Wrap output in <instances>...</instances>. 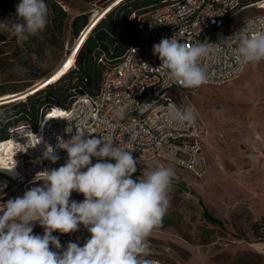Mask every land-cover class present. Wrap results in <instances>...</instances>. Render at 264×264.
Returning a JSON list of instances; mask_svg holds the SVG:
<instances>
[{
  "label": "clouds",
  "instance_id": "obj_1",
  "mask_svg": "<svg viewBox=\"0 0 264 264\" xmlns=\"http://www.w3.org/2000/svg\"><path fill=\"white\" fill-rule=\"evenodd\" d=\"M49 15L46 0H19L17 20H0V31L10 32L23 48L30 38L45 31ZM224 42L234 45L232 56L240 67L264 61V16L250 20ZM213 46L219 51L220 44L188 46L173 36L162 38L153 45V54L161 61L164 82L188 89L201 87L207 75L200 61ZM32 58L38 59L35 54ZM152 103H144L145 109ZM117 115L123 118L124 113ZM195 119L191 107L168 108L169 124L193 123ZM65 133L68 139L57 136L54 146L45 143L40 159L55 164L60 159L59 150L67 153L66 162L38 171L33 183L41 182L39 186L0 203V264H158L148 258V238L162 225L171 207L173 169L150 168L133 178L138 170L134 149L110 138L111 127L107 134L92 135L82 118L75 123L68 121ZM36 137V145L43 142L42 136ZM15 168L16 161L0 171L14 174ZM73 192L82 194L83 201L71 200ZM36 223L44 229L43 235L34 234ZM80 226L90 234L83 246L69 242L61 251L60 240L53 233H75Z\"/></svg>",
  "mask_w": 264,
  "mask_h": 264
},
{
  "label": "rangeland",
  "instance_id": "obj_2",
  "mask_svg": "<svg viewBox=\"0 0 264 264\" xmlns=\"http://www.w3.org/2000/svg\"><path fill=\"white\" fill-rule=\"evenodd\" d=\"M65 1L70 22L83 14L92 22L98 13L119 0ZM126 4L144 14L159 2ZM260 14L264 15V9L243 10L223 24L217 34L229 33L242 21ZM5 18L9 23L17 20L0 8V20ZM0 32L8 39L14 37L10 32ZM78 38L68 26L62 46L48 50L32 69L16 62L0 70V101L15 97L14 101L36 90L38 81L44 82L71 60ZM12 50L13 45L4 49L6 53ZM170 94L174 102L181 104L176 91L170 90ZM182 98L185 107L195 110L205 132L203 146L208 165L206 173L197 176L168 161L153 160L134 174L136 178L142 171L159 166L171 167L175 172L169 194L171 207L162 225L148 238L149 249L168 264H264V61L246 65L223 85L202 86ZM4 110L0 106V114ZM3 146L0 160L8 155ZM16 197H21L19 191L10 187L0 193V203ZM70 199L81 202L84 197L73 192ZM206 213L223 225L210 223ZM42 231L38 223L34 225V234L43 235Z\"/></svg>",
  "mask_w": 264,
  "mask_h": 264
},
{
  "label": "built area",
  "instance_id": "obj_3",
  "mask_svg": "<svg viewBox=\"0 0 264 264\" xmlns=\"http://www.w3.org/2000/svg\"><path fill=\"white\" fill-rule=\"evenodd\" d=\"M249 8L264 9V0H162L147 13L134 12L136 43L119 62L105 70L97 96L81 94L68 109L48 114L37 126L26 123L9 129L8 138L0 142V148L4 145L3 150L12 159H1L0 169H8L15 161L16 168L14 174L0 171V192L14 187L24 194L34 184L38 171L63 165L67 160L64 151L58 150L60 159L55 164L40 159L45 143L54 146L57 136L68 139L69 135L65 133L68 121L75 123L82 118L86 120L92 135L107 134L111 127L110 138L125 148L134 149L132 155L138 160L135 174L141 172L147 162L161 160L197 176L204 175L207 161L203 149V130L198 118L193 123H168L169 106L185 108L183 95L198 88L188 89L176 83H165L159 68L161 61L153 54V45L162 38L172 36L188 46L198 42L220 44L219 51L213 46L200 63L207 75V82L202 86L223 85L237 77L246 67L234 62L231 51L234 45L224 41L244 29L250 20L264 15H255L242 21L229 33L217 34V30L239 12ZM170 90L178 93L181 104L172 100ZM144 103H152V106L145 109ZM118 112L124 113L123 118L117 115ZM34 134L42 136L43 142L36 145L38 139ZM53 235L59 238L62 251L69 242L82 246L90 234L80 226L75 233L54 232ZM148 258L158 264H168L152 253Z\"/></svg>",
  "mask_w": 264,
  "mask_h": 264
},
{
  "label": "trees",
  "instance_id": "obj_4",
  "mask_svg": "<svg viewBox=\"0 0 264 264\" xmlns=\"http://www.w3.org/2000/svg\"><path fill=\"white\" fill-rule=\"evenodd\" d=\"M61 1L67 5L65 0ZM104 1L106 0H100V3ZM141 1L119 0L108 6L90 26L92 19L89 20L87 14L79 15L70 22L63 3L59 0H46L50 9L49 23L44 32L30 38L23 48L17 45L15 37L8 39L0 32V70L11 67L16 62L27 69H32L34 62L42 58L48 50L62 46L68 26L71 27L75 37L79 36L78 46L68 62L69 68L66 71L44 83L38 90L17 100L0 104L5 109L0 114V142L8 138L9 129L13 126L26 123L37 126L55 110L68 109L79 95L97 96L101 90L105 70L119 62L125 52L136 43L133 13L137 12V7L132 8L133 5L126 3ZM18 2L19 0H0V8L17 19L15 7ZM84 36L85 39L81 41ZM11 45H13L12 53H6L5 47ZM33 54L38 59L33 60ZM40 82L42 80L37 83ZM15 102L19 103L9 105ZM20 120L23 122L20 123ZM206 217L210 223L222 225L221 221L209 213H206Z\"/></svg>",
  "mask_w": 264,
  "mask_h": 264
},
{
  "label": "bare ground",
  "instance_id": "obj_5",
  "mask_svg": "<svg viewBox=\"0 0 264 264\" xmlns=\"http://www.w3.org/2000/svg\"><path fill=\"white\" fill-rule=\"evenodd\" d=\"M103 12V11H102ZM102 12L91 22V24H90V26L91 25H93L96 21H97V19L100 17V15L102 14ZM89 26V27H90ZM85 39V36L83 37V38H81V41H83ZM72 64H74V63H72ZM69 68V64H68V61L67 62H65L58 70H56V72L50 77V78H48L47 80H45L44 82H43V84L44 83H46L47 81H49L50 79H52V78H55L59 73H61V72H64V71H66L67 69ZM41 83V82H40ZM42 84V85H43ZM39 85V84H38ZM40 86V85H39ZM38 86H36V88H37ZM15 97H12V98H7V99H4V100H2V101H0V103H4V102H7V101H11V100H13ZM9 159H12V156H10V155H7V157H6V159L5 160H9ZM25 193V192H24Z\"/></svg>",
  "mask_w": 264,
  "mask_h": 264
},
{
  "label": "crops",
  "instance_id": "obj_6",
  "mask_svg": "<svg viewBox=\"0 0 264 264\" xmlns=\"http://www.w3.org/2000/svg\"><path fill=\"white\" fill-rule=\"evenodd\" d=\"M201 126V125H200ZM201 129H202V126H201ZM203 130V129H202ZM206 142V140H205V132L203 131V145H204V143ZM204 147V146H203ZM206 148V147H205ZM205 148H203L204 149V153H205V157H206V161H207V156H206V152H205ZM208 163V162H207ZM208 165V164H207ZM192 173V172H191ZM39 183H41V182H39ZM39 183H36V184H33V185H31V187L32 186H35V185H37V184H39ZM30 187V188H31ZM19 191V190H18ZM5 192V191H4ZM4 192H0V193H4ZM19 194L21 195V197L23 196V193L21 192V191H19ZM217 219V218H216ZM219 220V219H218ZM220 221V220H219ZM222 222V221H221ZM37 224V223H36ZM222 225H223V223H222ZM222 225H219V226H222ZM42 233H43V231H42ZM83 246V245H82ZM149 251H150V253H151V250L149 249ZM165 260V259H164Z\"/></svg>",
  "mask_w": 264,
  "mask_h": 264
},
{
  "label": "water",
  "instance_id": "obj_7",
  "mask_svg": "<svg viewBox=\"0 0 264 264\" xmlns=\"http://www.w3.org/2000/svg\"><path fill=\"white\" fill-rule=\"evenodd\" d=\"M42 83V82H41ZM41 83H39V84H41ZM38 86V85H37ZM40 86H42V85H40ZM40 86H38L36 89L38 90V88L40 87ZM35 90V89H34Z\"/></svg>",
  "mask_w": 264,
  "mask_h": 264
}]
</instances>
